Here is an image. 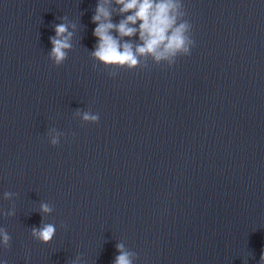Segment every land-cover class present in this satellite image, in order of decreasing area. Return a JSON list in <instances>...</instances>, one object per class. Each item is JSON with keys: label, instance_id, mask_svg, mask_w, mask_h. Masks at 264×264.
<instances>
[{"label": "clouds", "instance_id": "clouds-1", "mask_svg": "<svg viewBox=\"0 0 264 264\" xmlns=\"http://www.w3.org/2000/svg\"><path fill=\"white\" fill-rule=\"evenodd\" d=\"M114 13L123 17L118 23L113 22ZM185 17L182 0H97L91 18L96 25L93 35L97 43L90 56L105 68L114 69L109 72L113 77L117 75L115 70L148 67L146 62L141 65L142 58L146 61L151 57L155 64L166 63L172 66L178 57L190 55L191 48L194 47L192 25ZM60 19L65 22L56 24L55 35L49 38L52 48L48 57L56 66L63 64L73 49L72 37L77 28V24L69 22L67 16ZM133 37H138L137 43L132 42ZM75 115L85 123L99 122V115L91 111L77 110ZM62 135L56 128L49 129V143L52 146L58 145ZM14 196L15 193L7 191L3 194L5 200H12ZM39 211L44 217L53 212V207L48 203H40ZM0 215L14 216V206L0 212ZM55 233V224L46 223L44 219L40 227L31 229L32 238L43 244L51 242ZM10 241L11 236L7 230L0 227V247L9 248ZM116 248L119 255L116 256L114 264H133L135 252L126 250L123 243L117 244ZM29 259V256L25 257L26 264ZM0 264L9 262L3 259ZM71 264H81V257L78 255ZM259 264H264V252Z\"/></svg>", "mask_w": 264, "mask_h": 264}]
</instances>
